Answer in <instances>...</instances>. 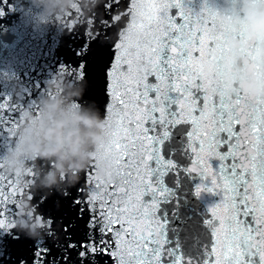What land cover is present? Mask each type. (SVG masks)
Instances as JSON below:
<instances>
[{
	"label": "snow or ice",
	"instance_id": "1",
	"mask_svg": "<svg viewBox=\"0 0 264 264\" xmlns=\"http://www.w3.org/2000/svg\"><path fill=\"white\" fill-rule=\"evenodd\" d=\"M188 2L103 0L96 9L103 19L90 13L86 39L76 53L81 61L76 68L62 65L58 74L86 81L101 106L105 93L111 97L107 143L94 154L79 183L45 201L44 214L62 223L48 231L49 243L33 242L26 254L16 256V264H264V92L250 94L243 87L225 86V78L232 75L224 68L228 40L243 39L245 28L233 32L208 0L198 12ZM72 8L83 15L79 0ZM259 46V41L249 43L245 65L250 60L253 73L264 80V64L256 63ZM105 54L110 60L105 61ZM203 59L212 65L211 78L196 68ZM149 76L156 83L148 82ZM196 80L207 82L210 89L205 92L210 90L216 100L210 109L204 104L185 116L181 101H187L193 88L202 87ZM175 104H181L179 114L173 110ZM28 106L38 110L34 103ZM22 108L12 94L0 95V132L6 133L7 148L15 143L20 127L13 114L22 113ZM185 124L192 130L178 127ZM176 136L183 137L181 147L187 144L185 155L188 150L196 154L195 161L189 158L196 167L184 171L198 167L206 181L196 185L194 195L204 199L206 192L216 198L209 206L211 218L207 209L191 216L181 212L182 198L177 194L181 166L171 158ZM103 161L109 170L101 178L96 169ZM172 172L177 175L169 187L165 177ZM34 176L33 167L22 175L9 174L0 161V247L5 250L20 239L14 232L18 212L9 206H21L24 191L31 187L28 178ZM164 204L172 206L170 213L161 208ZM176 220L184 225L187 243L169 238V231L177 232L170 227ZM142 221L147 223L137 231Z\"/></svg>",
	"mask_w": 264,
	"mask_h": 264
},
{
	"label": "clouds",
	"instance_id": "2",
	"mask_svg": "<svg viewBox=\"0 0 264 264\" xmlns=\"http://www.w3.org/2000/svg\"><path fill=\"white\" fill-rule=\"evenodd\" d=\"M76 0H30L31 6L40 11L35 14V26H45L63 16ZM103 0H83L89 11ZM221 18L233 32L245 28L244 38L233 36L228 40L230 53L224 61L228 90L243 87L250 94L264 92V80L248 70L245 50L252 41H259L256 63L264 64V0H225L219 9ZM207 71L212 65L209 62ZM52 95L36 99L38 110L26 106L21 113L23 123L15 133L16 140L3 153L2 161L12 174L22 175L29 165H34L33 185L49 194L65 193L79 183L81 174L93 162L101 145L107 143L106 117H102L94 103L82 99L86 81L65 80L53 75L46 82ZM19 94V93H18ZM79 104V107H73ZM42 162V163H38ZM109 163H99L96 174L107 175ZM16 227L37 241L43 239L47 225L33 214L28 202H21V214Z\"/></svg>",
	"mask_w": 264,
	"mask_h": 264
},
{
	"label": "water",
	"instance_id": "3",
	"mask_svg": "<svg viewBox=\"0 0 264 264\" xmlns=\"http://www.w3.org/2000/svg\"><path fill=\"white\" fill-rule=\"evenodd\" d=\"M204 0H189L187 6L192 8L194 12H198L203 4ZM224 4V0H208V5L215 6L217 9H220ZM80 9L83 12V15H79L78 12L72 8H68V10L64 13L63 16L56 18L52 23L46 25L43 29H41L37 34H35L32 38H30L27 42L21 45L17 50H15L11 55H9L5 60L0 63V95L12 94L13 100L18 101L23 105L22 111L28 103H36V99L47 92L49 89L46 87V82L53 75H59L58 72L62 65L71 66L72 68H76L77 64L81 61V57L77 56L76 53L79 51L78 44L80 41L85 40L84 36L85 29L87 27L86 21L92 12H96L97 15L103 19V15L96 11L95 8L92 11H89V7L85 4L83 6V0H79ZM175 10H173L174 14ZM207 16V13H204ZM177 20L180 21L179 16H177ZM183 22V21H180ZM127 23V21H125ZM212 20H207V27H211ZM197 28L200 27L199 24L196 25ZM99 31V29H96ZM114 51V50H110ZM209 53L205 52V56ZM87 55V54H85ZM194 58L199 57L198 52L193 53ZM105 61L110 60V57L105 54ZM114 60L115 57L113 56ZM209 63L207 59H203L199 64L196 65L198 71L204 73L206 76L211 78V74L207 71L206 65ZM251 61L248 62V70L250 72H254L255 70L251 67ZM89 77L93 74V67L89 64L88 68ZM61 76V75H59ZM65 80H72L67 74L61 76ZM148 82L156 83L154 76L148 77ZM195 83L202 84V87L199 89H192V95L188 97L187 101L182 100L181 104L183 105L184 115L187 116L189 111L194 108H198L207 104L209 109L211 105L215 102L216 97L212 95L209 90L207 93L205 89H210V86L207 82L196 80ZM215 85V81H213L212 86ZM16 93H20L23 99H19ZM153 94L149 93V97L151 98ZM176 95V94H173ZM103 106H101L100 102L95 98L93 93L89 92V86L86 83V87L84 90V94L82 99L79 101L94 103L96 108H98L100 115L102 117H106L107 115V105L112 103V99L107 93L104 94L103 98ZM26 101L28 103H26ZM181 104L173 105V110L179 112L181 111ZM198 115L197 113H195ZM16 119L19 121L20 126L23 123V120H20L21 113H14ZM158 115V113H157ZM149 126V125H146ZM178 127H183L188 130H192L191 124H185ZM203 130V124L201 125ZM18 129H16L17 131ZM175 132V129H173ZM5 134L4 132H0V161H2L3 153L7 150V146L5 145ZM14 141L15 136L11 134H7ZM224 135V134H221ZM183 137L176 136L174 138L173 152L171 155L172 159H176L181 166V171L179 173V178L181 180V184L177 189V194L182 198L181 204V212L182 214H186L191 216L193 211L199 215L205 209L208 210V216L211 218L212 208L209 207L216 198L210 196L208 193H203L204 199H198L194 193L196 191L197 184L205 183V178L200 175L199 168L195 172H185L184 168H192L196 167L195 164L190 162L195 161L196 154L192 153L188 150V154L185 155L184 152L187 150V144H183L181 147V142ZM176 149H179V153L177 154ZM215 166V161H212ZM29 167H35L34 165H29ZM8 171V170H7ZM9 174H12L8 171ZM83 174V173H82ZM81 174V176H82ZM176 173H169L167 177H165V182L169 187H173V181L176 178ZM213 178L212 173L208 174L207 179L211 180ZM81 179V178H80ZM28 182L31 184L30 188H27L23 193L22 202L30 203L33 214L36 217H40L41 220L46 223L47 231L43 235V239L39 241H44L45 243H49L47 240V233L51 229H59L60 220H54L51 216H46L42 211V207L53 194H49L47 190L37 189L33 185V179L28 178ZM29 193H31V200L28 199ZM39 197V198H37ZM55 199V196H54ZM145 200L148 197L144 198ZM187 202L188 207H183V204ZM56 207H59V201H55ZM9 207L13 208L14 211L18 212V215L15 217L17 219L21 214V206L10 205ZM162 209L169 210L171 212L172 206L168 204L161 205ZM220 215H223V209L220 208L217 210ZM160 213H157L159 216ZM51 221V224L48 222ZM147 221H142L137 226V231H140L144 224ZM171 229H177V232L169 231V238L175 242V240L180 239L182 243H187L186 240L187 233L184 230V225L181 220L172 221L170 225ZM14 232L20 236L19 241L10 242L9 247L5 250L3 247H0V264H16V256L26 254V250L29 245L33 242L37 241L34 238L29 237L23 231L19 230L17 227L14 228ZM56 237L53 238L52 243H54ZM194 239V238H193ZM215 239V238H213ZM32 251H35V247L32 248ZM46 259H50V257H46Z\"/></svg>",
	"mask_w": 264,
	"mask_h": 264
}]
</instances>
